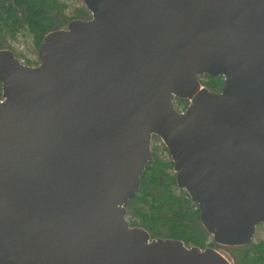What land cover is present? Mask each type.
Instances as JSON below:
<instances>
[{"label":"water","instance_id":"obj_1","mask_svg":"<svg viewBox=\"0 0 264 264\" xmlns=\"http://www.w3.org/2000/svg\"><path fill=\"white\" fill-rule=\"evenodd\" d=\"M40 63L0 50V264H232L125 205L158 136L225 247L264 224V0H81ZM224 78L221 92L200 76ZM176 99H186L178 111Z\"/></svg>","mask_w":264,"mask_h":264},{"label":"trees","instance_id":"obj_2","mask_svg":"<svg viewBox=\"0 0 264 264\" xmlns=\"http://www.w3.org/2000/svg\"><path fill=\"white\" fill-rule=\"evenodd\" d=\"M78 4L66 0H0V50H12L20 60L21 54L10 45L22 35L32 37L38 48L44 36L55 30L66 29L74 20H89L92 15L81 0ZM201 85L211 92H221L224 78L200 76ZM0 99L2 84L0 81ZM175 107L189 101L176 99ZM152 159L142 173L141 189L126 205L131 227L143 228L151 240L172 239L182 241L186 247L202 250L214 248L225 252L232 264H264V224L256 228L252 242L243 247L218 245L203 227L198 205L190 195L177 185L174 164L167 147L158 136L152 138Z\"/></svg>","mask_w":264,"mask_h":264},{"label":"rangeland","instance_id":"obj_3","mask_svg":"<svg viewBox=\"0 0 264 264\" xmlns=\"http://www.w3.org/2000/svg\"><path fill=\"white\" fill-rule=\"evenodd\" d=\"M66 1L69 3L78 4L76 0H66ZM9 43L13 49L17 50L22 55L20 60L23 62V64L27 65V63H30V62L35 64L38 62L37 49L35 47V43L32 37L29 36L24 39L23 36L20 35L18 36L17 39L11 40ZM175 104L176 103L174 102V105ZM177 107L179 108L178 111L185 110L183 105H178ZM221 253L225 254V252H221ZM225 255L230 260L229 256L227 254Z\"/></svg>","mask_w":264,"mask_h":264},{"label":"flooded vegetation","instance_id":"obj_4","mask_svg":"<svg viewBox=\"0 0 264 264\" xmlns=\"http://www.w3.org/2000/svg\"><path fill=\"white\" fill-rule=\"evenodd\" d=\"M186 110V109H185ZM185 110H183V111H185ZM183 111H181V112H183Z\"/></svg>","mask_w":264,"mask_h":264}]
</instances>
